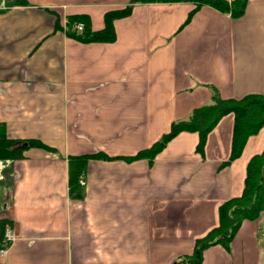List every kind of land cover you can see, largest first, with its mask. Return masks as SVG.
<instances>
[{"label": "crops", "instance_id": "crops-1", "mask_svg": "<svg viewBox=\"0 0 264 264\" xmlns=\"http://www.w3.org/2000/svg\"><path fill=\"white\" fill-rule=\"evenodd\" d=\"M131 1L0 0V122L10 138L43 144L0 160V221L16 233L0 264H194L183 259L264 152L263 126L227 163L231 112L203 150L199 132L184 130L152 161L126 158L212 103L214 90L264 91V0H248L238 18L201 0L140 2L114 19L112 41L68 35L71 17L101 30ZM82 154L109 158L89 159L84 196L73 198L69 157ZM201 264H264V213L244 219L229 247L204 248Z\"/></svg>", "mask_w": 264, "mask_h": 264}, {"label": "trees", "instance_id": "trees-1", "mask_svg": "<svg viewBox=\"0 0 264 264\" xmlns=\"http://www.w3.org/2000/svg\"><path fill=\"white\" fill-rule=\"evenodd\" d=\"M160 0H132L131 3L122 8L111 10L106 13V26L101 30H92L88 20L84 16L76 15L68 20V35L83 42L90 41H112L115 39V18L126 16L131 12L134 4L140 2H155ZM220 11L230 12L231 16L238 18L245 12L248 0H201ZM192 11L186 22L193 13ZM82 23L83 29L73 28L74 24ZM234 113L235 124L233 131L232 152L227 163L241 155V152L249 136L256 134L264 126V91L257 94H249L242 98H222L219 93L213 91V102L196 108L188 119L176 121L172 124L171 130L164 134L160 140L151 147L140 150L127 159L148 158L152 161L173 137L179 132L197 131L200 134L198 149L203 150L208 133L213 129L222 116L227 113ZM43 146L35 139L20 140L13 139L7 135L6 126L0 122V160L17 159L23 156V151L30 146ZM107 157L104 154H82L69 157V194L73 198L84 196L83 185L80 177L89 159L93 157ZM264 213V152L255 155L248 164V172L245 180V188L241 196L226 200L220 206V223L210 230L204 237L197 239L195 252L192 256L183 260L192 261L194 264H201L202 252L209 245L221 243L229 247L235 233L244 219H254ZM7 221H0L1 239ZM1 240V243H2ZM0 243V244H1Z\"/></svg>", "mask_w": 264, "mask_h": 264}, {"label": "built area", "instance_id": "built-area-1", "mask_svg": "<svg viewBox=\"0 0 264 264\" xmlns=\"http://www.w3.org/2000/svg\"><path fill=\"white\" fill-rule=\"evenodd\" d=\"M76 27L78 30H82L83 24L78 23L76 25ZM80 183H81V185H85V179L83 176L80 177ZM15 237H16V233H15L13 227H11L10 225H7L5 227L4 238L2 240V243L0 244V255H3L7 252L9 246L11 245V242L15 239Z\"/></svg>", "mask_w": 264, "mask_h": 264}, {"label": "rangeland", "instance_id": "rangeland-1", "mask_svg": "<svg viewBox=\"0 0 264 264\" xmlns=\"http://www.w3.org/2000/svg\"><path fill=\"white\" fill-rule=\"evenodd\" d=\"M3 198H1L0 199V202H3V200H2ZM3 207H2V205L0 206V209H2ZM6 224H8V225H10V223L8 222V223H6Z\"/></svg>", "mask_w": 264, "mask_h": 264}]
</instances>
